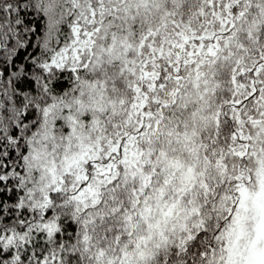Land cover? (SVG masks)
I'll use <instances>...</instances> for the list:
<instances>
[{"label":"snow or ice","instance_id":"snow-or-ice-1","mask_svg":"<svg viewBox=\"0 0 264 264\" xmlns=\"http://www.w3.org/2000/svg\"><path fill=\"white\" fill-rule=\"evenodd\" d=\"M0 264H264V0H0Z\"/></svg>","mask_w":264,"mask_h":264}]
</instances>
